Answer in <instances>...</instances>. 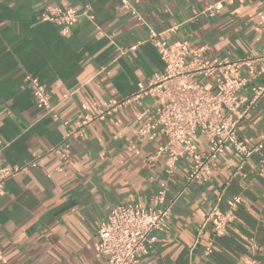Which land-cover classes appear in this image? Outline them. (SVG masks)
<instances>
[{"label":"crops","instance_id":"crops-1","mask_svg":"<svg viewBox=\"0 0 264 264\" xmlns=\"http://www.w3.org/2000/svg\"><path fill=\"white\" fill-rule=\"evenodd\" d=\"M220 1L0 0V168L25 166L0 192V264H106L97 232L108 210L157 205L161 188L164 205L171 204L169 226L154 233L142 264H242L252 243L264 264V95L237 127L247 148L261 147L246 156L229 147L193 183H186L189 160L169 168L166 154H157L166 141L159 129L139 136L136 105L66 137L77 129L78 114L95 112L163 73L159 53L146 41L150 31L202 48L208 58L235 60L263 50L264 0L207 11ZM47 5L78 12L89 6L95 19L81 16L62 34L41 18ZM26 74L46 87L56 117L34 105ZM142 104L155 119L153 98L145 96ZM197 143L206 147L202 137ZM235 194L241 202L225 233L213 236L206 228L195 243V227L217 198L225 210V199ZM207 239H213L209 256L203 254Z\"/></svg>","mask_w":264,"mask_h":264},{"label":"built area","instance_id":"built-area-1","mask_svg":"<svg viewBox=\"0 0 264 264\" xmlns=\"http://www.w3.org/2000/svg\"><path fill=\"white\" fill-rule=\"evenodd\" d=\"M120 1L123 4L130 2ZM234 1L221 0L207 11H218L223 3ZM81 16L94 22L95 16L89 6H84L78 12L72 7L47 5L41 18L56 23L60 32L66 34ZM162 34L150 31L146 41L159 53L164 63L163 73L137 82L133 93L119 99L110 98L95 112L78 114L77 129L67 130L66 137L82 133L93 122L104 120L128 105H136L139 107L135 113L139 136L152 137L154 130L159 129L166 141L158 147L157 154H166L169 168L179 160H189L186 183H193L215 168L218 157L229 147L245 156L261 147V144H257L251 149L247 148L238 138L237 127L248 118L251 109L264 95V83L259 81L264 75V49L235 60L208 58L202 54V48L189 47L184 41L169 42ZM136 46L119 51L134 50ZM24 80L29 85L34 105L56 117L46 87L30 74H26ZM145 96L152 97L159 107L153 120L148 119L149 109L142 104ZM63 123L66 125L67 121ZM198 137L204 140V149L198 148ZM24 168H0V192L5 180ZM263 171L261 167L260 173ZM165 193V188L158 190L157 205L126 203L108 210L97 232V251L106 264H142V258L156 238L154 233L164 232L169 226L171 204L164 205ZM221 197L217 198L204 221L195 227V243L201 239L206 228L213 236L225 233L241 196L235 194L227 197L225 210L219 206ZM251 248L242 264H258L256 244L252 243ZM212 252L213 239H207L203 254L209 256Z\"/></svg>","mask_w":264,"mask_h":264}]
</instances>
